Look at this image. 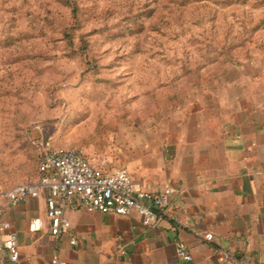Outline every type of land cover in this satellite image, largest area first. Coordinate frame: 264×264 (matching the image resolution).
I'll use <instances>...</instances> for the list:
<instances>
[{
    "label": "rangeland",
    "instance_id": "374dc122",
    "mask_svg": "<svg viewBox=\"0 0 264 264\" xmlns=\"http://www.w3.org/2000/svg\"><path fill=\"white\" fill-rule=\"evenodd\" d=\"M242 65L264 69V0H0V192L46 142L128 165L130 136Z\"/></svg>",
    "mask_w": 264,
    "mask_h": 264
},
{
    "label": "crops",
    "instance_id": "0c3cea01",
    "mask_svg": "<svg viewBox=\"0 0 264 264\" xmlns=\"http://www.w3.org/2000/svg\"><path fill=\"white\" fill-rule=\"evenodd\" d=\"M250 72L242 65L202 77L157 133L129 138L134 182L154 192L173 186L179 223L144 226L135 212L70 210L73 246L69 234L50 233L43 198L11 205L0 195V240L15 234L20 264H52L53 256L71 264H228L219 249L264 262V69ZM176 241L191 261L177 256Z\"/></svg>",
    "mask_w": 264,
    "mask_h": 264
},
{
    "label": "built area",
    "instance_id": "2783aa9c",
    "mask_svg": "<svg viewBox=\"0 0 264 264\" xmlns=\"http://www.w3.org/2000/svg\"><path fill=\"white\" fill-rule=\"evenodd\" d=\"M41 145L35 173L3 190L0 195L11 205L29 197L43 198L52 236L58 238L70 233L68 211L75 209L118 215L135 212L144 226L156 225L164 219L179 223L171 205V197L176 191L173 186L167 185L160 192L150 191L134 182L128 165L114 166L104 158L92 159L78 148H54L49 142ZM204 238L209 241L212 234L207 233ZM69 242L76 245L74 235H70ZM115 249L119 254L125 253L119 242ZM175 251L184 261L193 259L183 241L175 242ZM219 252L228 264H264L254 263L248 256L229 249H219ZM51 263L71 264L58 256H53ZM0 264H20V252L13 232L0 240Z\"/></svg>",
    "mask_w": 264,
    "mask_h": 264
},
{
    "label": "trees",
    "instance_id": "16d2710c",
    "mask_svg": "<svg viewBox=\"0 0 264 264\" xmlns=\"http://www.w3.org/2000/svg\"><path fill=\"white\" fill-rule=\"evenodd\" d=\"M39 158H40V152H39V154H38V158H37L36 166H37V164H38ZM35 171H36V167H35Z\"/></svg>",
    "mask_w": 264,
    "mask_h": 264
}]
</instances>
